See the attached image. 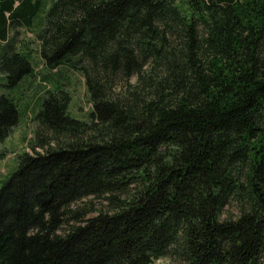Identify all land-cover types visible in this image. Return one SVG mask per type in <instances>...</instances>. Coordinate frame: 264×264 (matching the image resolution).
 <instances>
[{"label": "trees", "instance_id": "1", "mask_svg": "<svg viewBox=\"0 0 264 264\" xmlns=\"http://www.w3.org/2000/svg\"><path fill=\"white\" fill-rule=\"evenodd\" d=\"M16 27L47 71L78 70L91 109L70 117L49 81L47 148L0 185V264H264V0H0V74L17 86L0 143L35 76ZM89 196L111 210L70 208Z\"/></svg>", "mask_w": 264, "mask_h": 264}, {"label": "rangeland", "instance_id": "2", "mask_svg": "<svg viewBox=\"0 0 264 264\" xmlns=\"http://www.w3.org/2000/svg\"><path fill=\"white\" fill-rule=\"evenodd\" d=\"M52 0H47L49 3ZM14 34V41L16 45H26L29 50V55L32 60V67L35 76L30 84L24 81L20 90L16 95L18 99L16 104L18 106V120L16 124L10 129L9 134L0 143V185L8 178V176L16 169L17 156L22 152L33 154L35 152H43L47 148V144L43 147L38 146L39 139L35 130L37 128L34 121V114L42 94L49 88V81L57 79L61 88L65 89L70 95L68 104V115L73 118L86 120L91 105L85 90L83 78L75 69L66 70L63 68H56L54 71H47L40 62L36 53L37 43L33 35L22 27L12 29L8 36ZM60 70V71H59ZM44 77V78H42ZM134 78L131 77L128 83L125 81H117L113 86V92L120 94L124 91L128 84H132ZM17 86L7 87L6 81L2 74H0V94L7 91L13 93ZM21 92V93H20ZM45 134V133H43ZM43 140H49V135H38ZM53 144V143H52ZM71 209L89 208L92 210L87 216L94 215L97 211L109 212L111 209L106 204L102 197L89 196L79 201L74 202L70 206ZM231 215L234 214V209L229 206L226 208ZM65 229V227H62ZM153 264H173L168 258H158L153 261Z\"/></svg>", "mask_w": 264, "mask_h": 264}]
</instances>
